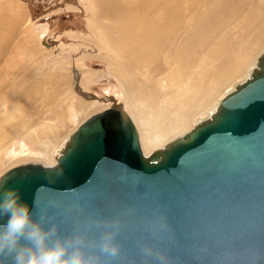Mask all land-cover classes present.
<instances>
[{"label": "water", "instance_id": "95a60500", "mask_svg": "<svg viewBox=\"0 0 264 264\" xmlns=\"http://www.w3.org/2000/svg\"><path fill=\"white\" fill-rule=\"evenodd\" d=\"M0 180L63 233L119 220L114 264H264V51L208 117L148 154L112 100L53 164H18Z\"/></svg>", "mask_w": 264, "mask_h": 264}, {"label": "bare ground", "instance_id": "6f19581e", "mask_svg": "<svg viewBox=\"0 0 264 264\" xmlns=\"http://www.w3.org/2000/svg\"><path fill=\"white\" fill-rule=\"evenodd\" d=\"M93 1L92 15L105 7L104 1L111 14L104 27L94 24L105 36L100 47L94 48L106 51L102 59L120 86L128 104L122 106L137 129L145 154L208 117L220 99L247 77L264 48V0ZM22 48L33 55L28 66L12 86L0 80V142L6 146L11 141L20 150L30 141L50 157L41 139L48 138L42 127L46 122L41 119L24 125L36 102L43 103L50 120L61 126L73 113L85 117L91 104L76 97L73 90L68 93L72 84L77 92L83 89L75 60L72 65L57 56L39 61L34 57L35 44L24 42ZM4 50L1 45L0 56ZM51 54L48 51L43 58ZM48 65L56 68L52 71ZM50 129L57 130V126ZM9 151L14 154L16 150ZM16 161L18 158L12 162Z\"/></svg>", "mask_w": 264, "mask_h": 264}, {"label": "rangeland", "instance_id": "374dc122", "mask_svg": "<svg viewBox=\"0 0 264 264\" xmlns=\"http://www.w3.org/2000/svg\"><path fill=\"white\" fill-rule=\"evenodd\" d=\"M95 5L96 3L93 0H0L2 9L0 13V34H2L0 46L2 45L5 49L0 56V80H5L8 86H12L16 82V76L28 66L33 55L29 56V52L22 48L23 43L28 42L35 44L34 57L38 58L39 61L50 57L53 60L57 56L62 58L67 65H72L71 62L73 60H75L76 64L74 66L78 67L79 65L77 69L80 74V86L83 89L77 92V89L72 84L68 93L73 90L76 97H80L83 101L91 104L89 107L90 112L88 111L86 116L108 108L113 99L124 104V106H128L116 78L107 72V63L102 59L106 51L96 49L97 46L100 47L101 38L105 36L104 34L100 35V30L94 27V24H97L98 27L100 25L104 27L108 22L111 17V14H108L107 11L108 2H102L105 7L100 12L92 15V8ZM3 9L5 10L3 11ZM136 24L142 23L137 21ZM27 30H30L29 34L25 32ZM15 48H20V50L14 53L12 50ZM46 51H50L52 54L43 58V55L47 53ZM68 62L70 63L68 64ZM47 68L53 71L56 67L48 65ZM232 84L228 85V88ZM64 100L68 101L67 98H64ZM38 102L34 106L35 108L37 107L33 109L34 112L33 110L31 111L34 117L31 116L30 120H26L24 125L35 124L34 122H39L41 119L46 122L42 127L48 138L41 139L47 144L46 149L50 157H45L43 151L39 150L40 147L38 145L36 147L30 141H27L26 145H22L20 150H18L16 143L12 144L13 142L10 141L5 146L0 142V175L8 168L26 162L38 161L46 165L53 164L52 156L61 146L63 140L81 121L87 118L85 116L80 119L77 113H73L69 116V119H64L65 121L62 122L61 126L58 122L50 120L46 106ZM207 110L203 113H206ZM194 122L192 121L191 123L193 124ZM53 124L57 126V130L50 129ZM191 127L192 125L190 124L188 129ZM36 130H33L34 133ZM165 143L167 142L163 144L165 145ZM163 144L161 146H164ZM6 147H9L7 151ZM11 148L16 150L14 154L10 153L13 152L9 151ZM17 158L19 161L12 162Z\"/></svg>", "mask_w": 264, "mask_h": 264}, {"label": "clouds", "instance_id": "9594fccd", "mask_svg": "<svg viewBox=\"0 0 264 264\" xmlns=\"http://www.w3.org/2000/svg\"><path fill=\"white\" fill-rule=\"evenodd\" d=\"M5 183L0 180V264H114L120 258L119 220L93 221L63 233L37 211L35 201L29 206ZM142 251L145 258L154 254L150 246L144 245Z\"/></svg>", "mask_w": 264, "mask_h": 264}]
</instances>
